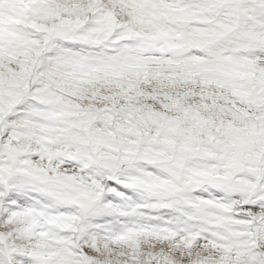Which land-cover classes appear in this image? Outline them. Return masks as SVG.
I'll return each instance as SVG.
<instances>
[{"label":"snow or ice","instance_id":"6c2138e0","mask_svg":"<svg viewBox=\"0 0 264 264\" xmlns=\"http://www.w3.org/2000/svg\"><path fill=\"white\" fill-rule=\"evenodd\" d=\"M0 264H264V0H0Z\"/></svg>","mask_w":264,"mask_h":264}]
</instances>
